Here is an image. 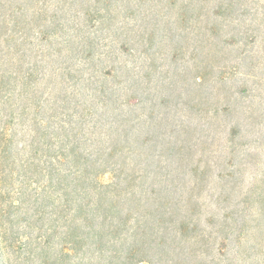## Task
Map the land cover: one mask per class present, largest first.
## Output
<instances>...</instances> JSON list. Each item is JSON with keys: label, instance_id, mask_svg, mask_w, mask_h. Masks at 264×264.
Instances as JSON below:
<instances>
[{"label": "rangeland", "instance_id": "rangeland-1", "mask_svg": "<svg viewBox=\"0 0 264 264\" xmlns=\"http://www.w3.org/2000/svg\"><path fill=\"white\" fill-rule=\"evenodd\" d=\"M68 1L63 12L66 29L51 39L53 46L30 38L22 49H47L37 64L22 52L16 54L23 40L14 37L8 15L0 19L5 25L0 31V141L10 144L6 169L0 168V264L81 262L76 257L63 259L64 228L57 229V236L47 235L59 194L55 182L49 186L41 168H36L50 161L45 148L38 147L44 141L39 136L49 110L56 109L60 117L64 103L69 107L65 112L90 123L87 127L97 119L103 125L116 121L128 107L115 116L112 110L125 103L124 87L127 91L135 81L152 88L151 96L149 91L134 94L136 100L149 96L134 108L133 116L141 115L134 138L149 136L155 127L152 121L168 112L178 127L168 136L169 145L160 138V144L146 154L155 157L147 174L164 179L168 196L181 201L186 210L190 201L195 210L193 223L185 228L179 229L181 218L176 215L170 230L161 229L160 233H168L164 246L140 264H264V0H233V8L219 16L214 14L217 6L227 0H115L114 14L106 17L114 19L99 31L100 22L87 23L86 9L91 7L99 17L104 14L102 4L97 14L95 0ZM186 11L188 20L182 16ZM150 29L156 32L147 48L143 38ZM88 37L98 43L94 57L83 63L82 44ZM67 63L73 70H64ZM124 64L128 71L117 81L126 79L125 83L104 76L114 68L121 74ZM105 81L107 93L114 85L119 99L107 108L97 101L93 104ZM164 97H169L168 106L153 109L152 104ZM87 106L92 113L84 109ZM52 121L51 130L58 127V120ZM176 144H186L181 156L173 150ZM33 157L35 166L22 176V165ZM113 176L108 173L100 181L111 183ZM20 188L26 204L17 210L11 205L22 201ZM93 255L87 252L82 264H99Z\"/></svg>", "mask_w": 264, "mask_h": 264}, {"label": "trees", "instance_id": "trees-1", "mask_svg": "<svg viewBox=\"0 0 264 264\" xmlns=\"http://www.w3.org/2000/svg\"><path fill=\"white\" fill-rule=\"evenodd\" d=\"M68 2V0H60L57 5L53 4V0H0V19L2 16L8 15L14 37L17 41V38L23 40L19 44V48H16V54L22 52L23 57H29V61L32 60L36 64L38 59H45L47 49L43 51L38 46L37 48L24 49V51L22 49L25 44H28L30 38L38 39L41 43L49 41V46H53L51 39L57 38L59 32L66 29V25L63 23V12L66 10ZM114 2L115 0H95L94 4L98 6L97 14L101 13L99 4H102L104 14L96 17L97 15H94L91 7L88 6L86 9L87 23L91 26L92 23L98 21L100 22L98 31L104 29L103 26L114 19V17L112 19L109 17L110 13L114 14L111 9ZM171 4L173 6L174 2ZM233 5V0L222 1L214 14L216 16L223 15L224 12L230 11ZM55 6L56 9H54ZM184 8L186 9V5ZM58 13H61V16ZM107 15L109 16L106 19ZM183 15V19L188 20L187 11L182 13ZM4 26L0 22V31L4 30ZM155 32V29L146 32L143 39H146L147 48L151 47ZM124 36L127 41H130L126 32ZM127 41L121 45V49H125ZM97 43L96 39L91 37L83 41L84 49H82V57H80L83 63L94 57L92 51ZM30 45H33L32 41ZM59 52L61 53L60 49ZM67 64L64 70H73V67L69 63ZM120 69L122 70L121 74L117 73L115 68L108 71L109 73H103L106 78L110 76L114 83L123 82L117 81V79H123L124 71H128V69L127 67L126 69L120 67ZM29 78L32 79V76ZM70 78H73V75H70ZM125 81L126 79L123 83ZM137 83L138 81H135L131 84L127 91L124 87V92H127L125 103L117 105L112 110L114 116L117 114L116 111H119L123 106H127L128 111H121V116L116 121L105 123V125L98 121L101 119H97V121L91 122L93 127H87L91 126L90 123L86 124L83 119L75 118V113L70 115L65 112V110H69L66 109L69 108L67 103L59 108L62 110L60 117H58L56 109L49 110L50 106L48 105L49 116L46 117L43 131L39 136L44 141L41 144L38 143V147L45 148L44 153L50 158V161H46L45 167L38 165L36 168H41L39 173L48 178L49 186L50 183L55 182L54 189L59 194L57 195L56 217L47 227V235L57 236L59 234L57 229L64 228L62 233V237L65 236V245L62 247L63 259L76 257L81 261L79 264H82L87 252H93L95 255L91 259L96 258L97 261H105L106 264H140L149 261L151 254L164 246L168 233H160L161 229L170 230V225L178 217L181 218V224L178 225L180 230L193 223L192 218L195 210H193L194 207L191 209L190 201L188 205L190 209L186 210V207H182L181 201L168 196L170 191L164 179L147 174L151 166L149 162L155 157L152 154L150 156L146 154L160 144L158 141L160 138L166 145H169L171 141H167L168 136L173 135L178 127L168 119V112L166 116L158 118L156 122L152 121L155 127L149 133L151 136L141 137V140L134 138L136 135L133 131L136 128V122L141 118L139 114L133 116L134 108L140 107L151 96L152 88L149 84L146 87L142 83ZM107 85L106 81L99 85L93 104L97 101L106 108L109 104L112 106L117 104L119 99H117L115 86L109 87L110 93L108 94ZM137 91H149V96L136 100L134 94ZM142 95H146V93L143 92ZM67 100L69 101V97ZM148 101L152 102V98ZM168 102L169 97H164L162 102L157 105L152 104V108L168 106ZM84 109L92 113L91 107L87 106ZM153 112L150 114L154 115ZM86 114L88 115V112ZM152 119L155 120L154 117ZM52 120L55 122L58 120V127L53 130H51L54 125ZM104 126H110L111 130L105 131ZM182 140L185 143V139ZM9 149V141L6 142L5 139H2L0 141L2 172L6 169L4 165L9 160ZM173 150L181 156L186 150V144H176ZM36 152L39 153L38 149ZM32 159L34 160L35 157L31 158L27 164L25 162V165H22L24 169L22 176L27 177V173L35 166V164H31ZM144 159L146 161H143ZM143 162H148V164L145 163L143 166L141 165ZM108 173L114 175V181L104 184L100 181V177ZM26 177L25 179H27ZM22 184H25V181ZM50 188L47 187V190L50 191ZM21 191L19 194L22 195V201L19 202V205H14V203L11 205L17 210H21L26 204L23 198L25 193L23 189ZM42 191L45 190L42 189ZM1 226L0 222V234L3 235ZM160 236L164 239L162 242L156 240ZM1 237L3 238V236Z\"/></svg>", "mask_w": 264, "mask_h": 264}]
</instances>
